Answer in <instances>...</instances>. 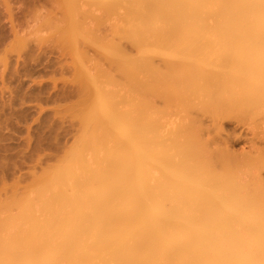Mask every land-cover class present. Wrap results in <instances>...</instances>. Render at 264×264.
<instances>
[{"label": "bare ground", "instance_id": "1", "mask_svg": "<svg viewBox=\"0 0 264 264\" xmlns=\"http://www.w3.org/2000/svg\"><path fill=\"white\" fill-rule=\"evenodd\" d=\"M62 2L60 19L54 6L42 14L43 3L29 2L25 18L64 26L56 28L76 70L69 111L80 130L54 166L0 197V264H264V183L255 174L264 154H232L210 135L221 118L264 109V0ZM12 23L6 32L20 44L24 24ZM7 38L0 34L5 56ZM32 48L7 75L0 69V81L17 83L12 95L0 82V123L24 122L14 103L37 100L27 88L58 64Z\"/></svg>", "mask_w": 264, "mask_h": 264}, {"label": "rangeland", "instance_id": "2", "mask_svg": "<svg viewBox=\"0 0 264 264\" xmlns=\"http://www.w3.org/2000/svg\"><path fill=\"white\" fill-rule=\"evenodd\" d=\"M33 1L34 0H19V1L18 0H0V18L2 16L6 15V16L2 17V19H0V27H1L0 28V34L4 35V36L5 35L8 36L9 38L6 39L7 41L11 38L10 36H12V38H14L15 36L13 37L11 31H8V30H11L10 28L13 25L12 22H16V24H18V23L20 24L22 22V25L24 24V27H23L24 28V34L22 33L23 31L20 28L19 29L17 28V29H18V31L21 30L20 35H22L24 37H21L19 34L18 35L20 36V38L26 39L25 46H23V45L21 46V44H22L21 42L24 39L23 40L20 39V44H18V42H14V40L18 41L17 39H14L13 42H11L12 39H10L7 42V43L10 42V43L9 44L6 43L8 46L10 44L12 45L11 47L9 46V49L6 46L7 47L6 50H11V51H10V53L7 51L8 52V54H7L8 56L7 55L5 56L3 54L5 57L0 52V69L1 70L3 69L5 71V67H6V71L10 70L12 65L14 64L12 61L14 60V62H16L15 61L16 56L18 57L16 60H18V62H19L21 60L22 54H23V53L21 54V52H23L24 50L26 51V48H27V50H29L30 48L33 49L32 47L39 48V52H41L43 55L46 54V56L49 57V58H52V60H54V57H55V60L58 59V64L56 65V67L53 66V69L50 67L51 65L49 67H47V68H50L51 70H50V72H48L49 70L46 69L45 71L47 72V75L46 74H45L46 76H41L40 75L42 78L39 76L38 73H36V75H38V77L37 76H35V77H37L39 79L41 78L40 80H42L44 82V84H43L42 81L40 82L42 84H38L39 83L37 81L38 79L34 78L33 79L34 80V83H33L34 85L30 83V86H29V87H31V85H32V88H29V87L27 88V86L24 85V87H26L28 90L34 91L35 95L39 94L38 95L39 97H38L37 100H36V98H37L36 96H35L36 97L35 99H30V100H28L27 99L28 96H26V100L24 101L26 103L24 104V102H22V106H21V104L19 102L14 103V104H17V106L15 105V107H14L15 111H18V109L21 110L22 108L23 109L25 108L24 109L25 111H22V112H24V114L26 113L25 117L27 119L25 118L24 122H22V120L21 121L18 120L17 117H16V119L14 118L16 115L15 116L11 115V117L9 116L10 119L8 118L7 122L5 121V123H7V124H3L4 122L0 123L1 124L0 127L2 128V126H3V128H4V130H2L0 128V131H1L0 136L2 135V132H4L3 133L4 135H6V136L2 135L3 138L0 137L1 138L0 139L1 148H2V144L4 145L5 143H7L9 145V148L7 147L6 144L4 145V146H6V148H8V150L7 149L5 151L0 150V156H1V154H3L2 156H4V157H0V159H1L0 162L3 163V164L0 163V165H1V167H0V176H1L0 180L1 181L0 182L2 183V185L0 183V189L3 188V190L5 191V188H6L7 189L6 193L8 192L5 195H3V193H1L2 194V196H0L1 199H6L7 196H9V195L11 196V194H9V189L10 190L14 189L16 192L20 193L22 191V189H24V187H26L27 185H29L32 182V179H33L34 176L40 175L43 172V170L50 169L52 166H54L55 163H57L58 160L61 159L64 156V154L66 153V151L73 145L76 137L79 134V130H80V124H79L78 119L75 116H72V114L69 111V109L70 108L72 109V106L78 100V97H77L78 88H77V85H76L77 82L74 81V79H73L74 71L76 72V70L72 69L73 65L71 66V64L73 62V59L71 61L70 54H69L70 51H68L67 46H66L67 43H66V45L64 44L65 43L64 35L62 36L61 34H59L61 30H62L61 32L64 31L63 30L64 26H61V23L59 24V20L57 21V19H56L55 27L53 26L54 29H52V27L50 29H48L47 26L44 27L39 22H35L34 20H33L34 22L33 21L30 22L29 18L27 20V17L25 18V14H26V12L28 10L29 5L31 3H33ZM58 1L59 0H42V1L38 0L37 2L41 3V4L43 3L42 7H43L44 10H45L44 7L46 5H47L46 8H49V10L51 9L50 7L54 6L52 10H53V12L55 14V11H54L55 9L57 11L56 13L59 12L58 10L62 11L61 10L62 9L61 6L58 5V4L59 3L62 4L63 2H62V0H60V2H58ZM28 2L29 3L31 2V3L29 4ZM38 3H33V4L34 5L36 4V7H38L37 6ZM51 3H52V5H51ZM33 4H31V6ZM6 6H8L10 9H7L8 7H6ZM42 7H40L39 12H38V9L36 11L38 13H40ZM3 10L5 12H3ZM44 10L41 12L42 14L46 12V10L45 11ZM7 11H9V12H7ZM47 12H48V9H47ZM18 14H19V16H18ZM59 15H61L60 12H59V14L56 17H58ZM8 16H9V18H8L9 20L7 19ZM19 17H21V18H19ZM59 17L61 18L62 16H59ZM10 21H12L11 22L12 25H10L11 24ZM7 22L9 24L10 28H9ZM2 24H3V26H2ZM58 24H59L60 27H62V29L60 28L61 30L58 29L59 26H58V28H56V25H58ZM90 24H91V22H90ZM15 26H17V25H15ZM18 26H20V25H18ZM2 27H3V29H2ZM12 27H14V26H12ZM107 28H108L107 24H103V25L100 26V28H98L100 30H98V29L97 30H98L99 33L101 32V35H106V34H108L107 33L108 32ZM6 29H8L7 30L8 32H6ZM15 29H16V27H15ZM15 34H16V32H15ZM15 38H18V37L16 36ZM24 42H23V44H24ZM121 43L123 45L122 48H124V50H126L127 52L133 54L132 47H131V45H129V43L127 44L124 41L121 42ZM37 48L34 49V50L38 51ZM40 49H41V51H40ZM1 51H3V50H1ZM42 51L46 52V53H43ZM91 51H93V49ZM93 52H95V51H93ZM48 54H49V56H48ZM95 54H97V53H94L92 55L95 56ZM95 57L97 58V56H95ZM44 61H45V59H44ZM52 62H50V64ZM101 62H103L102 64L104 65L105 61H103L101 59ZM107 63L108 62L106 61L104 67L108 66V65H106ZM158 63H159V61H158ZM38 68H41V66H38ZM6 71H5L4 76L7 75V73H8V71H7V73H6ZM0 72H2V71H0ZM0 74H2V73H0ZM41 74L43 75L44 72L41 73ZM6 77L8 78V76H6ZM6 77L3 80L4 82L0 81L1 83H4V84H2L4 86L6 85L5 83L7 82ZM1 78H2V76H1ZM11 78L8 81L9 83L7 82L8 83L7 86H5L6 89H3L4 86L2 88L3 91L6 92V94L8 92H11V91L13 92L14 89L15 90L17 89V87H16L17 83L14 80V77L12 78L13 82L15 81L14 83L11 81ZM25 79H26V77H25ZM35 82L36 83L38 82L37 83V87L41 85L44 88L47 87L46 89H48V90L43 89V87H42V89H40V90H44V91L43 92H41V91L38 92V90H39V88H41V86L38 88V90H36L37 87H36ZM1 83H0V86H1ZM10 83H12V84H10ZM14 84H16L15 88L13 90H11L13 88ZM45 84H46V86H44ZM53 84L55 86L54 88L52 86ZM34 86H35V88H33ZM5 90H7V91H5ZM46 91H48V92H46ZM12 92H11V94L14 95L13 94L14 92L13 93ZM3 93L0 92V94H2V95H3ZM4 95H5V93H4ZM31 96H33V97H31ZM31 96L29 98H34V94L33 93L31 94ZM18 97L17 98L15 97L14 99H18ZM29 101H32V102H29ZM156 103H157V105H158V103L162 104V102H158V101ZM24 105H26V106H24ZM39 106H41V109L39 108ZM158 106H160V105H158ZM35 110H37V111L40 110V112L39 111L37 112ZM28 111H30V112L33 111V113L35 111L36 114L35 113L34 114L33 113L30 114V112H28ZM259 111L261 112V113L258 112V114L260 113L259 115H256V113H254V116H252L253 114H251L250 116H252V117L248 118V120H245V121L239 120L237 118L236 119L235 118H225V119L221 118L220 120H222V121L219 120L220 124H219V122L217 124L218 126L220 125V128H219L220 130L217 129L218 131L215 132V133H218V134H215L214 132H210L209 130L208 131L210 132L211 136L213 135L214 137H216L217 140H215V142H217V143L219 142L218 143L219 145H223L224 144L226 149L228 147V149L231 150L232 154L233 153L234 154L237 153L238 156L243 154L244 152H247L251 156H254V154H257V153L258 154H260V153L264 154V109L259 110ZM27 114H28V116H27ZM29 117H30V119H29ZM13 120H15L14 121L15 123L12 122L11 123L12 125H11L9 122H11ZM25 121L27 122V124H25L26 123ZM203 121H206V123L208 122L207 124H209V119L208 120L204 119ZM20 123H21V126L23 125V126H26V127H24V128L20 127V125H19ZM4 125L8 126V127H4ZM28 126H29L30 129L28 128ZM211 126H213V124ZM211 126L209 125L210 128H211ZM26 128H28L29 130L26 129ZM18 129H19V133L20 134H18ZM213 130H211V131H213ZM7 131L8 132L10 131L11 133L12 132L13 133L11 134L10 132L8 133ZM5 132H7V133L5 134ZM26 133L27 134L30 133L31 135L30 134L27 135ZM16 136L18 138H16ZM213 136H212V138H214ZM12 137H14V138H12ZM21 138H23V139H21ZM29 138H30V140H29ZM42 138H43V140L41 141L40 139H42ZM2 139H4L7 142L3 141ZM37 140L41 141L40 144H39V142H37ZM1 141H3L4 143L1 142ZM15 141H16L17 144L14 143ZM13 143L16 144V145H13ZM33 143H35L34 146H36L38 148L34 147ZM18 146H19V148H18ZM40 146H41V148H40ZM16 147L18 149H20V150L16 151L17 150ZM25 148H26V150H25ZM32 148L34 150H31ZM35 149H37V150H35ZM1 151H2V153H1ZM11 151H13L15 153L12 154ZM28 151L31 153V155H30V153ZM9 152H11V153H9ZM33 152L35 154H32ZM258 154H257V156L256 155L255 156L258 157V156H262L263 155V154L262 155L261 154L258 155ZM263 158H264V156L262 157V159ZM2 159H3V161H2ZM260 166H262V165H260ZM253 167H252V169H253ZM262 167L263 168H259V170H257L258 167L256 166L255 168H257L256 169L257 171L255 170L256 171L255 174L258 175V177H260V178L257 177V179H259V180L261 179L262 182L264 183V165ZM252 175H254L253 171H252ZM256 175H254V176H256ZM250 178L252 179V178H255V177H250ZM1 186H3V187H1ZM3 190H0V191L4 192Z\"/></svg>", "mask_w": 264, "mask_h": 264}]
</instances>
